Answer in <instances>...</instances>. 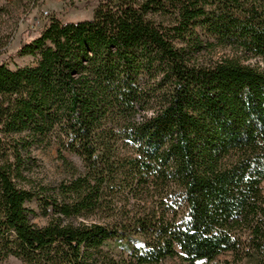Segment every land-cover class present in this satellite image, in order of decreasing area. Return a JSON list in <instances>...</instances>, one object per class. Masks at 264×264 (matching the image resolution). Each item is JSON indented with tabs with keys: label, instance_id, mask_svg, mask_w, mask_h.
I'll return each instance as SVG.
<instances>
[{
	"label": "trees",
	"instance_id": "obj_1",
	"mask_svg": "<svg viewBox=\"0 0 264 264\" xmlns=\"http://www.w3.org/2000/svg\"><path fill=\"white\" fill-rule=\"evenodd\" d=\"M18 55L34 63L0 65V262L264 264V0H103ZM52 147L66 177L36 188L24 169Z\"/></svg>",
	"mask_w": 264,
	"mask_h": 264
},
{
	"label": "rangeland",
	"instance_id": "obj_2",
	"mask_svg": "<svg viewBox=\"0 0 264 264\" xmlns=\"http://www.w3.org/2000/svg\"><path fill=\"white\" fill-rule=\"evenodd\" d=\"M101 1L103 0H0V65L4 64L11 70L32 65L34 63L32 57L18 55L22 44L30 43L37 38L53 18L62 23L91 19L94 9ZM31 157L33 160L27 164L24 173L36 188L53 187L66 177L56 147L35 150ZM65 157L76 167H81L80 161L74 155L67 153ZM27 208L33 212L29 216L31 224L38 227L46 224L47 218L41 214L37 200L27 204ZM0 264L24 263L10 257ZM161 264L188 263L172 258ZM195 264H233V260L230 254H225L213 262L200 261Z\"/></svg>",
	"mask_w": 264,
	"mask_h": 264
}]
</instances>
